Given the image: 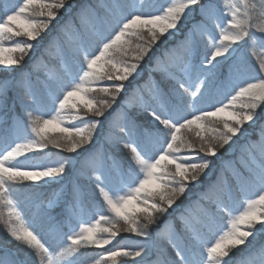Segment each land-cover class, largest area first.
Returning <instances> with one entry per match:
<instances>
[{
	"label": "snow or ice",
	"instance_id": "6c2138e0",
	"mask_svg": "<svg viewBox=\"0 0 264 264\" xmlns=\"http://www.w3.org/2000/svg\"><path fill=\"white\" fill-rule=\"evenodd\" d=\"M222 2L0 0V264H264V0Z\"/></svg>",
	"mask_w": 264,
	"mask_h": 264
},
{
	"label": "trees",
	"instance_id": "16d2710c",
	"mask_svg": "<svg viewBox=\"0 0 264 264\" xmlns=\"http://www.w3.org/2000/svg\"><path fill=\"white\" fill-rule=\"evenodd\" d=\"M10 1L11 0H8V2ZM149 1L146 2V0H131V2L135 4V6L139 4L140 2L141 5L139 9L141 11H144L145 6H148V7L151 6L149 5ZM156 1H160V0H156ZM77 2H79V0H77ZM258 2L259 1H257V3ZM257 35L259 36V33H257ZM46 42H47V36H45L44 38V43ZM42 48H43V43L39 44V46L36 47L34 55H37V56L40 55ZM262 53H264V50L249 46L243 49L242 57L247 55L248 61L252 65L258 66L256 58L261 56ZM55 55L57 54L53 51L51 54L46 55L44 57V64H46L47 67H44V65H41V78H43V75L47 73L49 70L54 73L61 72L62 69H61V66H58L57 60L52 59V56H55ZM242 142L243 141H241V143ZM56 151H57L56 149L52 150L53 153H55ZM228 158H230L228 154H225V156L222 157V159H228ZM219 165H220V160H217L216 167L218 168ZM35 191H36V194L41 197L42 201L47 195H50V190L46 188H38ZM18 198L21 200L26 216L30 218L33 212L36 211L33 203L31 204V201L25 200L23 197H18ZM238 201H239V197H238ZM89 202L95 203V200L91 199V195L89 196ZM83 216H84V219L91 218V214L90 212L87 211V209L85 210ZM117 239L119 240V243L121 245H127L130 248L135 247L140 243L139 238L133 235H130V234H122V238L118 237ZM108 247H111V245ZM11 248H12L11 243L5 244L3 242V225L0 224V255H4L5 253L11 251ZM103 251L104 249H97V250L91 249V248L80 249L79 252L73 254V256H71L70 259L75 261V264H94V261L99 259L98 254L102 253ZM155 259L156 257L153 256V262L155 261ZM129 264H134V262L130 260Z\"/></svg>",
	"mask_w": 264,
	"mask_h": 264
},
{
	"label": "rangeland",
	"instance_id": "374dc122",
	"mask_svg": "<svg viewBox=\"0 0 264 264\" xmlns=\"http://www.w3.org/2000/svg\"><path fill=\"white\" fill-rule=\"evenodd\" d=\"M147 1H149V0H146V2ZM257 1H259V0H247V3H249V4H252V3H257ZM6 2V1H5ZM17 2V0H14V1H12L10 4H12V3H16ZM164 2V0H160V1H156V0H150L149 1V5H151L150 7H148V6H145L144 7V11L145 12H147V11H153L154 10V7H153V5H155V6H158L160 3H163ZM218 2L220 3V5H221V7L223 6V2H222V0H218ZM232 2H234V3H237L238 5H240L241 7H243V3H244V0H232ZM7 3V2H6ZM140 2H139V4H137L136 5V7L139 9L140 8ZM37 46H39V45H37ZM243 49L244 48H242V49H240V50H238V52H237V55L238 56H241L242 57V53H243ZM244 200H246V198H243V197H241V201H242V203H243V201ZM31 204H32V202H31ZM91 219V218H90ZM88 220V219H87ZM9 243H11V242H9ZM110 246V245H109ZM106 247H108V246H106ZM91 249H94V248H91ZM98 248H96L95 250H97ZM133 262V261H132Z\"/></svg>",
	"mask_w": 264,
	"mask_h": 264
}]
</instances>
